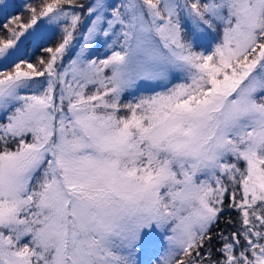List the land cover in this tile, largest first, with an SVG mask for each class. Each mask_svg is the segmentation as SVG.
Returning a JSON list of instances; mask_svg holds the SVG:
<instances>
[{"label":"snow or ice","instance_id":"snow-or-ice-1","mask_svg":"<svg viewBox=\"0 0 264 264\" xmlns=\"http://www.w3.org/2000/svg\"><path fill=\"white\" fill-rule=\"evenodd\" d=\"M0 264H264V0H0Z\"/></svg>","mask_w":264,"mask_h":264},{"label":"trees","instance_id":"trees-1","mask_svg":"<svg viewBox=\"0 0 264 264\" xmlns=\"http://www.w3.org/2000/svg\"><path fill=\"white\" fill-rule=\"evenodd\" d=\"M48 2H51V0H48ZM82 3H85L87 4L88 3V0H81ZM17 4H23L26 7H29V6H33V7H37L38 9L40 8L41 6V0H24L23 2H16ZM21 11L23 12L24 16L27 17L28 16V13L24 10V8H21ZM47 22V18H42L41 20H38V24L40 22ZM88 21L85 20V24H87ZM83 31V30H82ZM63 35V32H62V27L61 26H55V28H53V30L51 31V34L47 36V41L45 43V46H48V47H54L61 39ZM82 39H80V34L78 33L77 34V37H76V40H74L72 42V44H70L69 46V50L67 51V53L65 54V56L63 57L62 60H58L57 63L58 64H68L69 61L71 59L74 58L75 56V53L78 49V44L81 42ZM34 54L32 55V59L33 61H35L37 58L41 57V56H44L45 54L43 53V49L42 48H39V49H33ZM99 55V50H96L92 56L93 58H96L98 57ZM130 98V97H129ZM231 216L233 217V219L236 218V212L235 211H232L231 213ZM226 216L229 215V213H226L225 214ZM220 228L221 229H224L225 228V225L223 222H221L220 224Z\"/></svg>","mask_w":264,"mask_h":264},{"label":"rangeland","instance_id":"rangeland-1","mask_svg":"<svg viewBox=\"0 0 264 264\" xmlns=\"http://www.w3.org/2000/svg\"><path fill=\"white\" fill-rule=\"evenodd\" d=\"M23 1L24 0H15V2H23ZM39 24H42L44 27L49 29V31L46 34L47 36L51 34V31L53 30V28H55V26H58V25H55V24H49L48 21L47 22H45V21L44 22H40ZM80 43H83V40H81ZM33 49H35V46L33 47ZM33 49H30V52H32ZM96 50H99L98 57H100V58H103L105 56V54L108 52V49L103 45L102 42H101L100 45H96L93 49L90 50L91 54H93ZM77 51H79V47H78ZM75 55H76V53H75ZM74 58H75V56H74ZM141 259H143V258H141Z\"/></svg>","mask_w":264,"mask_h":264}]
</instances>
